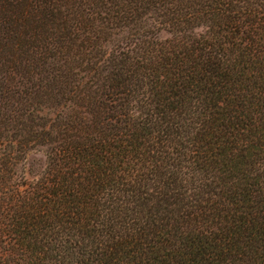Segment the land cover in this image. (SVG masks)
Here are the masks:
<instances>
[{
    "label": "trees",
    "instance_id": "trees-1",
    "mask_svg": "<svg viewBox=\"0 0 264 264\" xmlns=\"http://www.w3.org/2000/svg\"><path fill=\"white\" fill-rule=\"evenodd\" d=\"M0 264H264V0H0Z\"/></svg>",
    "mask_w": 264,
    "mask_h": 264
},
{
    "label": "rangeland",
    "instance_id": "rangeland-1",
    "mask_svg": "<svg viewBox=\"0 0 264 264\" xmlns=\"http://www.w3.org/2000/svg\"><path fill=\"white\" fill-rule=\"evenodd\" d=\"M28 158H31V159H29V161L32 160V159L35 160L34 161L35 162L34 166H32V168H31L32 170L38 169V166H39V164H41L42 159H43V157H42V155L40 153H35V154H32V155H29ZM25 177L30 178L29 174H25Z\"/></svg>",
    "mask_w": 264,
    "mask_h": 264
}]
</instances>
